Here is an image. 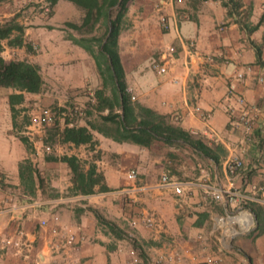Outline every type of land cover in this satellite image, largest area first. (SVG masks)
Returning a JSON list of instances; mask_svg holds the SVG:
<instances>
[{
	"label": "crops",
	"instance_id": "1",
	"mask_svg": "<svg viewBox=\"0 0 264 264\" xmlns=\"http://www.w3.org/2000/svg\"><path fill=\"white\" fill-rule=\"evenodd\" d=\"M20 1L29 0L0 4V22L12 17L15 10L11 7ZM233 2L237 4L229 0H129L116 41L124 82L133 102L165 115L169 123L199 138L215 153L219 148L217 161L182 142L154 139L148 146H141L90 130L96 143L82 155L98 153L91 162L109 190L71 194L65 163L47 158L35 162L14 130H8L11 120L6 96L14 90L0 87V237L11 236L21 226L30 241L28 258L8 246L0 250V264L31 263L34 257L38 264H126L130 244L124 242L128 246L123 247L92 210L118 222L119 227L134 221L135 239L147 251L145 257L138 255L139 264H173L167 260L173 250L183 256L184 264H205V258L215 253L209 248L214 239L227 253L222 264H264V205L252 201L258 187L264 190V0ZM161 16L166 28L160 25ZM36 20L31 16L18 22L23 27L22 43L29 44L31 51L23 45H8L5 38L0 39V56L6 61L35 64L41 79L56 88L50 95L52 99L60 100L57 89L69 91L84 85L99 88L101 81L94 61L75 42L79 38L66 31L36 26ZM165 45L173 46L174 53L166 62V71L157 73L150 64L160 59ZM228 88H232L234 96L226 95ZM22 94L24 100L38 96ZM236 96L255 109L248 133L237 119ZM201 114L207 119H202ZM158 145L170 153L178 147L185 148L203 158L195 164H174L176 175L172 176L182 183L179 197L159 186L155 178L158 169L169 170L162 163L164 156L148 150ZM65 154L80 157L72 151ZM27 157L33 168L45 171V176L38 172L46 183L42 193L35 183L29 193L20 182L19 164ZM232 157L242 161V168L235 174L227 172V162ZM130 169L136 172L133 179L127 178ZM47 185L55 195L49 194ZM208 186L232 192L234 202L212 200ZM9 206L12 208L6 209ZM233 207L252 214V209H257L259 223L253 214L254 225L249 231L217 238L215 219ZM146 212L155 215L156 227L149 229L142 224ZM40 220L44 221L42 226ZM208 220L210 225L206 226ZM67 234H73L75 241L65 254L55 245L63 243ZM158 259L161 262H156Z\"/></svg>",
	"mask_w": 264,
	"mask_h": 264
},
{
	"label": "trees",
	"instance_id": "2",
	"mask_svg": "<svg viewBox=\"0 0 264 264\" xmlns=\"http://www.w3.org/2000/svg\"><path fill=\"white\" fill-rule=\"evenodd\" d=\"M49 7H53L58 0H44ZM72 3L82 11L79 25L73 22H65L72 29L88 26L90 29L98 21L103 25L101 36L80 37L75 40L92 57L97 73L100 77V87L94 91L96 107L98 111L106 110V114L100 116L103 122H110L112 126H95L90 122L85 125L64 126L59 132V140L62 143H71L73 146L92 144L93 138L90 130H95L115 141H129L141 146H148L154 139H161L164 143L182 142L190 146L202 156L217 161L219 148L215 153L199 138L168 122L165 115L133 102L125 91L123 70L117 52V36L124 24V14L129 0H64ZM233 5L236 2L229 0ZM263 18V16H262ZM12 31L17 34L10 38ZM23 27L13 20H7L0 25V39L7 38L8 45H23L26 51H31V46L22 43ZM87 42V43H86ZM95 46V50L92 46ZM256 58L259 60V51L255 49ZM43 80L38 67L25 60H4L0 56V87L11 88L14 92L7 94L6 100L11 116L12 124L16 113L15 105L23 102L22 92L38 93L41 90ZM107 90V94L105 91ZM25 142L26 138H20ZM47 159L59 160L65 163L70 173L71 186L68 191L71 194L87 195L95 191L109 190L102 183V174L96 170L93 162H87L86 168L82 160L77 156L62 154L59 156H47ZM20 182L24 189L32 193L33 184L44 190V182L37 176L29 159L25 158L19 164ZM95 187H97L95 189ZM50 195H55L51 193ZM99 223L104 224L115 234L114 224L104 220L96 210H92ZM259 223V212L252 209ZM259 225L256 226V229Z\"/></svg>",
	"mask_w": 264,
	"mask_h": 264
},
{
	"label": "rangeland",
	"instance_id": "3",
	"mask_svg": "<svg viewBox=\"0 0 264 264\" xmlns=\"http://www.w3.org/2000/svg\"><path fill=\"white\" fill-rule=\"evenodd\" d=\"M7 1L8 0H0V4L6 3ZM11 10H15L12 17L6 18L5 20L1 21L0 25L4 24L5 21L10 19L18 24L20 20H25L27 17L29 18L31 16H35L37 17L36 21L38 22L36 26H44L47 27L49 30L51 28H55L56 30H62L63 32L66 31L67 35L69 33H72L75 34L78 38H89L90 36L97 37L101 36L103 32V25L100 23V21L96 22L94 26L90 29L88 28V26H81L79 29H72L67 26L65 22H73L79 25L83 13L72 3L64 0H59L53 7H49L44 0H29L26 2L20 1V4L12 6ZM16 18L18 19V21L15 20ZM43 22H49V25H45ZM16 34L17 31H12L10 38L15 36ZM93 44L95 43H92V46ZM93 48L95 50V46H93ZM55 89L56 88H54V86L52 85L50 86L47 81H43L41 90L38 92V96H29L25 100H23L22 104L16 105L17 111L13 119L15 124H12L11 122V127L8 130H14L19 140L22 137L26 138L25 142L20 141V143L24 148L26 154H31L35 162H41V160H43L47 156H53V154L62 155L66 152L68 153L69 151H72L78 156H80L79 158L82 160L83 165H87V162H91V159L98 155V153L91 152L85 157L82 154L84 153V151L86 154V151L88 149H93V144H95L96 141H93V143L90 145L86 144V146L84 147L80 145L73 148L72 146L60 142L58 132L64 126H66L65 124L69 122H71L72 125H77L80 122L82 123L87 121L95 126H112L110 122H103L100 118L101 115L106 114V110H97L96 99L94 94V91L97 88L93 89L84 85L83 87L75 88L69 91L57 89V93L60 96V100L56 98L52 99L53 97L50 96L51 93H55ZM107 93L108 92L106 90L105 94ZM131 101L134 100L132 99ZM45 106L52 108V110L54 111V122L51 125L44 126L41 129H37L35 127H30V129H27V126H29L30 114L33 113L37 109V107ZM3 125L4 124L2 122V128L4 130ZM26 130H30V132L26 134ZM45 145L49 146V151L43 150V147ZM148 150L152 151L155 154L157 153L159 156H164V159H162V163L164 164L165 169H169H158L155 173V178H159L160 171L167 172L168 175H176V171L173 167L174 164L186 165L190 162L192 164H195L196 161H200L201 159H203L193 151L181 147H178V150L172 151V153H170L166 147L162 148L160 146L153 147L152 150L149 148ZM29 158L30 157H27V159ZM34 169L36 170L37 176H39V170L42 172V175L45 176L44 169H37L36 167ZM189 176L191 175H188V177ZM39 178H41L42 180L44 179L42 177ZM43 184L46 185L45 182ZM47 190L49 191V194L52 193V188L48 187V185ZM99 215L104 218L101 213H99ZM222 216L224 217L225 214H222ZM104 220L114 224V230L117 231L118 235L107 227L108 232L110 234H113L115 238L121 240L123 247L126 248L128 246V244L124 243L127 242L130 244L131 248L136 249L138 255L140 254L141 257L146 256V247H141L139 242L135 239V229H132L129 225L122 224H120L121 226L119 227L118 225H116L118 222L116 223L115 221H111V219L104 218ZM209 225L210 220L206 222V226ZM128 233L131 235H128ZM215 236L217 238H225L223 235H221L219 230L216 231ZM214 241V244L209 245V248L213 251L218 245L217 239H214ZM223 255H227L224 249L221 253V258L223 257ZM141 263L145 264L143 262Z\"/></svg>",
	"mask_w": 264,
	"mask_h": 264
},
{
	"label": "built area",
	"instance_id": "4",
	"mask_svg": "<svg viewBox=\"0 0 264 264\" xmlns=\"http://www.w3.org/2000/svg\"><path fill=\"white\" fill-rule=\"evenodd\" d=\"M179 1V0H175ZM160 25L163 28H166V20L163 16L159 18ZM174 53V48L171 45H165L162 47V51L160 53V59L156 60L154 59L150 67L155 70L157 73H164L166 71V62L169 60ZM237 77H241V74H237ZM125 91L130 95V88L126 87ZM226 95H233L232 88H228L226 91ZM130 99H133V96L130 95ZM235 103L238 106V122L242 126L245 133H248L251 129L252 121L254 119V112L255 109L251 106H248L244 99L241 96L235 97ZM195 111H198V108H194ZM202 119H207V116L205 114H201ZM54 122V111L50 107H37V109L30 114L29 116V126H27V129L37 128L41 129L44 126L51 125ZM66 126H72V123L69 122L65 124ZM41 131V130H38ZM30 130H26V134H28ZM44 151H49L50 148L48 145H45L43 147ZM242 168V161L238 157H232L227 162V172L229 174H235ZM136 175L135 170L130 169L127 172V178L133 179ZM158 185L162 187L169 188L174 195L177 197L182 195V183L174 176L168 175L167 172H162L159 175L158 178ZM257 196H255L252 201L263 204L264 205V190L261 187H258ZM207 192L209 193L212 200L216 202H234V198L236 197L232 192H222L216 188L207 187ZM127 205L129 202H126ZM13 206V205H12ZM12 208L9 206L6 209ZM228 209L225 212V216H218L215 219V224L213 225V230H219L221 235H223L226 238L233 237L235 235H238L242 232L249 231L253 225H254V219L253 214L249 210H241V209ZM4 210V209H3ZM234 217H241L242 220H235ZM142 224L149 229H152L157 226L158 222L156 220L155 215L152 212H146L142 216ZM39 224L42 226L44 224L43 220L39 221ZM134 221H129V226L132 228L134 227ZM57 236H60L58 230H53ZM131 235V234H128ZM63 243H58L55 245V249H62L64 250L65 254L67 253L68 247L75 241V237L73 234H67L64 236ZM62 244V245H61ZM8 246H11L15 249L16 252H22V255L24 258H28V251L30 248V241L25 238L24 231L22 230L21 226L16 227L13 234L11 236H3L0 237V250H5ZM223 251V247L221 245H217L215 249V253L213 255H209L205 258L204 263L205 264H222V258L221 253ZM68 256V255H67ZM127 262L126 264H139V256L135 249L129 248L127 250ZM170 262L173 264H184L183 263V256L178 253L176 250H173L171 252V255L167 258ZM156 262H161L160 259L156 260ZM39 261L37 257H34L31 263H25V264H38Z\"/></svg>",
	"mask_w": 264,
	"mask_h": 264
},
{
	"label": "bare ground",
	"instance_id": "5",
	"mask_svg": "<svg viewBox=\"0 0 264 264\" xmlns=\"http://www.w3.org/2000/svg\"><path fill=\"white\" fill-rule=\"evenodd\" d=\"M234 218H235V217H234ZM234 218H233V219H234ZM240 219H241V217L238 218V220H240Z\"/></svg>",
	"mask_w": 264,
	"mask_h": 264
}]
</instances>
